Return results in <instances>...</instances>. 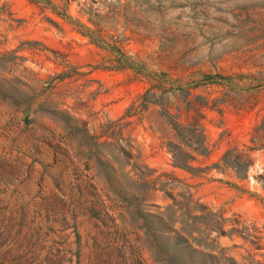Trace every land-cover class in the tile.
I'll return each mask as SVG.
<instances>
[{"label":"rangeland","instance_id":"obj_1","mask_svg":"<svg viewBox=\"0 0 264 264\" xmlns=\"http://www.w3.org/2000/svg\"><path fill=\"white\" fill-rule=\"evenodd\" d=\"M0 264H264V0H0Z\"/></svg>","mask_w":264,"mask_h":264},{"label":"trees","instance_id":"obj_2","mask_svg":"<svg viewBox=\"0 0 264 264\" xmlns=\"http://www.w3.org/2000/svg\"><path fill=\"white\" fill-rule=\"evenodd\" d=\"M177 149L180 150V148H177ZM173 164H174V166H176V167H181V168H184V169L189 170V165L186 164V163H183V162H174Z\"/></svg>","mask_w":264,"mask_h":264}]
</instances>
